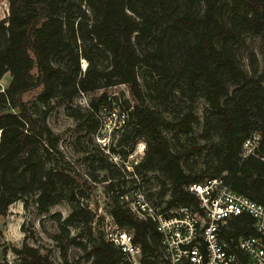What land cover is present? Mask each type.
<instances>
[{"label": "trees", "instance_id": "1", "mask_svg": "<svg viewBox=\"0 0 264 264\" xmlns=\"http://www.w3.org/2000/svg\"><path fill=\"white\" fill-rule=\"evenodd\" d=\"M247 33L260 38L262 65L251 48L246 64L242 60ZM140 66L149 76L139 74ZM5 71L11 79L0 89V213L20 195L35 193L40 210L65 195L71 210L64 220L89 221L87 205L71 185L62 184L71 177L51 157L58 152L57 136L44 119L46 110L34 115L22 94L40 85L42 102L71 100L113 82L128 84L138 101L130 117L147 145L135 167L158 170L170 181L160 193L168 191L169 198L157 206H196L197 196L186 186L208 177H220L230 189L264 203V0H9V14L0 18V79ZM146 93L162 103L175 101L176 94L190 100L201 96L198 136L173 149L162 127L189 133L199 116L191 106L164 114L145 101ZM90 107L97 105L91 101ZM253 133L256 143L246 150L243 142ZM202 152L205 166L199 172L184 165L183 157ZM98 167L106 178L110 169L121 173L105 154ZM124 191L116 186L110 214L131 230L144 256H156V222L138 218L120 198ZM247 223L248 215L231 218L225 235L243 233ZM78 243L89 248L92 264H132L102 233ZM14 250L18 258L0 264H51L35 246L23 243Z\"/></svg>", "mask_w": 264, "mask_h": 264}, {"label": "rangeland", "instance_id": "2", "mask_svg": "<svg viewBox=\"0 0 264 264\" xmlns=\"http://www.w3.org/2000/svg\"><path fill=\"white\" fill-rule=\"evenodd\" d=\"M8 14L9 0H0V18ZM259 44L257 34H245L244 44L240 46L245 64L246 50L251 48L257 51L262 65ZM81 65H86L84 58ZM138 72L149 76L148 69L143 66ZM10 79V72L5 71L0 79V89H4ZM40 90L41 86L37 85L25 91L22 99L34 115H41L46 110L44 119L57 136L58 152L50 156L54 157L56 168L71 177L65 178L62 184L74 188L75 197L89 208L90 219L87 223L80 220L66 222L64 218L71 210V201L65 195L46 210L38 208L35 193L20 195L0 213V260L14 261L19 256L14 248L27 243L47 254L51 264H92L89 248H82L78 242L86 243L100 233L108 237L109 224L113 221L111 197L116 186L125 189L128 203L137 194H143L150 205L162 206L169 196L168 191L162 196L160 193L170 187V181L158 170L135 167L144 157L147 143L142 129L130 117V110L138 101L128 84L113 82L91 91H80L71 100L50 97L46 102L40 100ZM175 96V101L162 103L147 94L145 101L167 115L169 111H185L190 106L198 114L199 120L192 132L162 127L170 146L178 149L191 143L193 136L200 133L205 100L201 96L193 100L185 95ZM91 101L97 108L90 107ZM118 112L120 115L116 116ZM109 145L114 149L109 150ZM104 154L117 164L121 173L110 169L106 171L107 178L103 177L105 170L99 169L98 165ZM205 159L204 152L182 158L184 165L193 172L204 168ZM110 183L113 184L110 186ZM31 264L49 263L32 261Z\"/></svg>", "mask_w": 264, "mask_h": 264}, {"label": "built area", "instance_id": "3", "mask_svg": "<svg viewBox=\"0 0 264 264\" xmlns=\"http://www.w3.org/2000/svg\"><path fill=\"white\" fill-rule=\"evenodd\" d=\"M257 137V133L247 137L243 147L252 150ZM186 188L197 196L196 206L182 204L163 210L150 205L143 194H137L130 203L127 193L120 195L138 218L156 222L160 233L156 256H144L140 245L132 240L131 230L114 219L107 238L132 264H264V203L230 189L220 177L190 182ZM243 215L251 218L247 230L226 236L228 221Z\"/></svg>", "mask_w": 264, "mask_h": 264}]
</instances>
